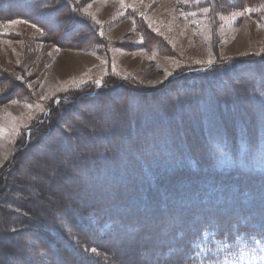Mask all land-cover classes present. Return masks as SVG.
Returning a JSON list of instances; mask_svg holds the SVG:
<instances>
[{
	"label": "rangeland",
	"instance_id": "374dc122",
	"mask_svg": "<svg viewBox=\"0 0 264 264\" xmlns=\"http://www.w3.org/2000/svg\"><path fill=\"white\" fill-rule=\"evenodd\" d=\"M21 1L28 0H0V13L14 11ZM29 1L35 4L38 18L18 15L2 19L0 15V23L28 21L12 28L0 27V188L7 187L0 193V264H25L35 247L40 254H34V264H49L26 228L51 221L63 225L64 214L80 213L74 204L98 205L104 193L115 186L109 180L102 184V176L95 179L97 167L91 164L92 157L120 161L114 150L130 149L134 143L136 149L143 142L153 149L155 137L163 133L156 125L166 128L169 124L162 119L158 123L146 109L165 110L171 94L167 90L173 89L175 82L189 89L191 80L205 83L221 77L225 80L218 88L223 89L221 96L241 102L248 112L252 109L256 122L264 115V11L258 10L264 0H189L186 4L123 0V5L121 0ZM89 4L95 20L80 11ZM205 7L210 9L207 14L202 11ZM245 7L254 9L250 16L232 17ZM32 23L44 34L31 27ZM74 24L80 25L81 31L71 33ZM210 56L215 61L212 68L197 63ZM249 65L258 70L252 75L239 72ZM168 72L171 75H166ZM107 84H112L106 86L108 90ZM158 91L164 93L155 101ZM190 91L184 94L179 88L174 112L189 110L185 102L197 89ZM206 92L202 97L209 103L212 97ZM14 100L18 103L13 104ZM189 111L190 122H180L185 129L191 125L198 131L197 143H192L197 148L212 125L205 122L204 113ZM176 115H172L175 123ZM143 128L147 132L135 137ZM191 131L185 130L190 139ZM156 153L161 158L164 149L159 147ZM170 153L174 154L173 150ZM167 157L163 155L159 169L170 164ZM81 168L89 171L87 176L77 173ZM215 215L219 214L205 217ZM224 215L238 216L234 212ZM156 229L152 234L138 231L141 242L157 236ZM160 235L163 238L165 233ZM211 240L217 244L216 239ZM192 247L193 256L202 257L201 247ZM129 260L121 257L122 264H141L139 257Z\"/></svg>",
	"mask_w": 264,
	"mask_h": 264
},
{
	"label": "trees",
	"instance_id": "16d2710c",
	"mask_svg": "<svg viewBox=\"0 0 264 264\" xmlns=\"http://www.w3.org/2000/svg\"><path fill=\"white\" fill-rule=\"evenodd\" d=\"M0 15L2 19L18 15L38 18L35 4L29 0L15 5L14 11L6 10ZM73 26L71 33L81 31L80 25ZM254 70L258 68L249 65L239 72L252 75ZM223 83L225 80L221 77L205 83L191 80L187 84H193L192 87L186 89L180 87L186 84L175 82V87L167 90L173 95L166 98L165 110L162 107L161 111L154 107L146 109L158 123V119H162L169 124L166 128L156 125L163 133L157 134L162 138L155 137L153 149L147 142L137 149L135 143L130 149L118 148L114 153L121 156L120 161L107 159L104 162L103 156H91L94 160L91 164L97 167L95 179L102 176V184L111 181L115 186H112L113 190L104 193L105 197L98 205L74 204L73 208L80 213L64 214L61 218L63 225L51 221L26 228L35 244L44 250L49 264H122L121 257L132 260L135 256L139 257L141 264H185L190 257V264H233L236 259L238 261L234 264H262L259 256L264 244H253L249 237L264 232V115L256 122L252 109L248 112L240 106L241 102L221 96L223 89L218 88ZM111 85H105V89ZM178 87L184 94L197 89L187 97V106L183 104L187 109L195 110L194 115L204 113L205 122L212 125V129L203 135L205 141L197 148H193L192 143H197L195 135L198 131H194L191 125L185 129L181 124L190 122L187 114L190 111H173L180 98ZM213 88L216 92L212 91ZM205 90L212 97L209 103H204L202 97L207 93ZM163 93L158 91L154 100ZM174 96L177 97L173 99ZM223 108V112L218 111ZM172 115H176L177 123ZM140 126L144 127L143 123ZM184 129L192 130V139ZM129 130L132 134L135 126ZM145 132V129H139L135 137L140 138ZM128 143L129 146L132 144ZM159 147L164 149L163 155L169 156L166 161L170 163H165L162 169L159 165L164 162L163 155L160 158L156 153ZM85 172L89 173L82 168L77 170L79 175L87 176ZM1 188V194L7 191L6 186ZM213 212L219 215L205 217ZM227 212L238 216L227 217L224 215ZM143 229L149 230L150 234L156 229L154 234L157 236L151 235L142 243V234L137 232ZM204 230L208 232L207 238L192 243ZM237 231L244 235L227 241V246L211 242L215 235L219 238L221 233L231 232L235 236ZM162 232L165 236L160 238ZM194 244L201 247L202 257L193 256ZM89 249L96 251L91 253ZM33 252L31 258L26 257L25 264L36 263L34 254L40 253L37 247ZM91 254L98 258L94 259Z\"/></svg>",
	"mask_w": 264,
	"mask_h": 264
},
{
	"label": "snow or ice",
	"instance_id": "6c2138e0",
	"mask_svg": "<svg viewBox=\"0 0 264 264\" xmlns=\"http://www.w3.org/2000/svg\"><path fill=\"white\" fill-rule=\"evenodd\" d=\"M195 2L199 3V0H195ZM177 3H189V0H177ZM121 4L123 5V0H121ZM89 8H91V4L87 5L86 7H83L80 9V11L84 12L85 14H88L92 17L93 20H95V16H93L88 10ZM258 10H261V11H264V5H262L260 7V9ZM202 11L207 14L210 9L205 7L202 9ZM254 11V9L252 7H245L242 11H237V12H233L232 13V17L235 18V17H243L246 13L249 14V16L251 15V13ZM141 15L143 16L144 13H141ZM182 15L184 16H187L188 14H185V13H182ZM147 18V17H145ZM28 21H22V20H12V19H9L7 20L6 22H3V23H0V27L2 28H12V27H15L21 23H27ZM97 23H99V21H96ZM31 27L35 28L36 31L40 32L41 35H43V31L41 30V28L37 27L35 25V23H32L30 25ZM259 26V25H258ZM156 31H159V29H155ZM101 35H103V33H101ZM58 50V49H57ZM197 63H206L209 67H211L215 61L211 58V56L209 57V59L207 61H197ZM166 75H171L170 72L166 73ZM17 80H22V77L20 76H17L16 77ZM80 83H83V81H81ZM99 83V82H98ZM29 87H31V85H29ZM262 95H264V90H262L261 92ZM13 104H16L18 103V101H12ZM25 107L26 108H29L31 109L33 107L32 104H25ZM37 107H40L39 105H37ZM43 111V109H41ZM208 232L207 230H204L200 236H197L196 238L193 239L192 243H196L197 240H201L202 237L204 236H207ZM215 235V233H214ZM241 235H244V233L240 232V231H237L235 233V236L231 233V232H226V233H221L220 234V237L217 238L215 240V242L218 244V245H226V242L229 241V240H233V239H238ZM249 239L252 241L253 244H256V245H261V244H264V232L261 233L260 236H256V235H252L249 237ZM255 250V249H254ZM93 252L96 251V249H92ZM260 252H261V255L259 256V259L261 260L262 264H264V247H261L260 248ZM191 257L189 258L188 261H185V264H190V261H191Z\"/></svg>",
	"mask_w": 264,
	"mask_h": 264
}]
</instances>
